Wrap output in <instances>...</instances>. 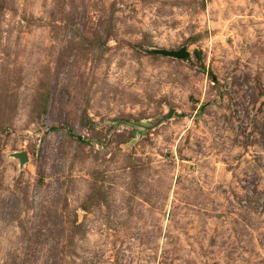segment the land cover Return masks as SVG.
Returning a JSON list of instances; mask_svg holds the SVG:
<instances>
[{"label":"rangeland","instance_id":"1","mask_svg":"<svg viewBox=\"0 0 264 264\" xmlns=\"http://www.w3.org/2000/svg\"><path fill=\"white\" fill-rule=\"evenodd\" d=\"M0 264H264V0H0Z\"/></svg>","mask_w":264,"mask_h":264},{"label":"water","instance_id":"2","mask_svg":"<svg viewBox=\"0 0 264 264\" xmlns=\"http://www.w3.org/2000/svg\"><path fill=\"white\" fill-rule=\"evenodd\" d=\"M154 52L164 56L174 57L178 59H185L186 57H188V52L184 49V47H180L176 50L160 49V50H154ZM170 114H171V110H169V112L164 117H169ZM16 156L19 158L20 163L26 161V156L24 152H18L16 153Z\"/></svg>","mask_w":264,"mask_h":264}]
</instances>
